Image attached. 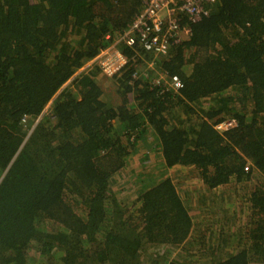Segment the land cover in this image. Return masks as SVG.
Listing matches in <instances>:
<instances>
[{"label": "trees", "instance_id": "trees-1", "mask_svg": "<svg viewBox=\"0 0 264 264\" xmlns=\"http://www.w3.org/2000/svg\"><path fill=\"white\" fill-rule=\"evenodd\" d=\"M141 8L142 0H0V264L264 263V0H218L197 22L178 13L191 33L172 39L165 57L117 45L128 63L111 77L114 104L103 98L101 68L85 65ZM141 64L159 69L154 79ZM173 75L182 88L169 86ZM229 118L237 126L216 128ZM176 167L201 177L198 195L178 187L168 174ZM234 182L253 184L236 195L250 212L244 247L226 252L224 225L205 229L209 217L196 207ZM215 231L222 254L207 250L198 263L192 256ZM158 247L164 253L150 255Z\"/></svg>", "mask_w": 264, "mask_h": 264}, {"label": "built area", "instance_id": "built-area-1", "mask_svg": "<svg viewBox=\"0 0 264 264\" xmlns=\"http://www.w3.org/2000/svg\"><path fill=\"white\" fill-rule=\"evenodd\" d=\"M218 0H142V8L132 23L124 29L110 46L101 52L87 65H98L104 75L113 77L128 63L127 55L117 45L124 44L130 48L139 43L153 58L168 56L174 42L188 38L191 29L181 27L178 13L185 14L190 21L197 22L210 12V7ZM154 65V61H151ZM169 86L178 90L183 82L178 75H173ZM235 118L224 119L216 126L220 131H228L237 126ZM248 170L249 167L247 166Z\"/></svg>", "mask_w": 264, "mask_h": 264}, {"label": "rangeland", "instance_id": "rangeland-1", "mask_svg": "<svg viewBox=\"0 0 264 264\" xmlns=\"http://www.w3.org/2000/svg\"><path fill=\"white\" fill-rule=\"evenodd\" d=\"M89 66L85 65V68H89ZM144 69H146V71H144ZM151 71L159 72V69L158 68L154 69V67L152 68L149 65H145V64L140 65V72L148 73L152 77V79H154L155 77L153 76V73ZM97 79L100 83H102L104 85V87L106 89L105 96H103V98L105 100H109V101L113 102L114 104L118 103L121 100V96H120L118 90L116 89L117 84L114 81V79L104 75L103 73H101V71H99ZM146 138H148L149 142H146L145 145L150 146L152 141H154V137L151 133H149V135ZM143 145H144V143H142V146ZM140 150H141L140 153H143L145 151V148L141 147ZM155 162H156V159H155ZM151 165H153V164H151ZM151 168L152 167H150V169H149L150 173L147 174V177L145 180L153 182L157 173H155L154 170H151ZM189 171H190V169H183L182 167H176L175 169L168 170V174H170L171 176L174 177L173 179L177 182L176 184L178 185V187L180 189L184 188V192H192L195 195H198L200 190L203 189L204 184L201 183L202 180H201L200 176L195 177L194 175H192L190 177H187ZM258 175L259 174L256 173L254 179H257ZM132 181H133V183H130V187L136 188L140 184V180H138V182L136 179H134ZM252 185L253 184L251 182H249L248 184H245V185L238 184L236 182L230 183L229 185H227L225 188L222 189V192L220 194H218L219 196L216 195L215 201L212 203V205L208 202H202L203 205H199L198 207H196L199 210L200 217L204 216V215H205V217H209L207 222H206L205 229L211 228V225L215 226V227H220V225H224V227L226 229L224 232H227L229 234V237H227V239L224 240L227 243V247L225 249L226 252H229L232 250H234V251L239 250V248L244 247V245L246 243V232L245 231L247 229L250 209L248 208V205L246 203H242V201H244V198L242 199V196H241V199H240L238 196L242 195L243 193H246L247 191H250L252 189V187H251ZM136 190H138V188H136ZM132 191L127 193L128 196L124 199H129V196L132 193ZM236 195H238V196H236ZM235 197H236V199H235ZM222 198L225 199L226 201H228V202L224 203L223 206H222V204L220 205ZM237 200L240 202L238 203ZM201 206H204V208H202V210L200 208ZM223 215L228 216L229 223L223 222L222 219H220ZM239 217H240V219H239ZM211 220H213V223H210ZM230 220H231V222H230ZM230 224H232V225H230ZM199 226L202 228V224H199ZM200 227H198L197 225L194 227V230L192 232L193 238L196 237L197 235L200 236V233L198 232V229ZM233 227H235L237 229V231H235L233 233V235H236V237L234 238V241H233V236H231V233H232L231 230L233 229ZM216 232L217 231L213 232V234L207 235L206 240H203L204 247L199 248L201 250L203 249V251L201 253H199L198 255L192 256L193 259H195L196 256L201 257V259L196 258L198 260L197 261L198 263H201V261H204L203 259L205 258L207 250H211L216 255L222 254V251L216 247L224 246L225 243H223L221 241V239H223V235L219 234V233L214 235V233H216ZM213 237L217 238L218 240H216V242H214ZM199 238L200 237H198L197 239H199ZM238 241H239V243H238ZM229 244L232 248L229 247ZM194 245L199 246L200 242L198 240H196ZM178 251H179V249H174V252L172 251V253L171 252H168V253H169V255L173 254V256H175V254ZM156 252L164 253L163 247H158L156 249H152L150 255L152 253H156ZM155 257H156V255H155ZM188 257H191L190 254ZM149 259H152V258L148 257V260ZM156 259H158V258H156ZM159 260L162 261V259H159ZM145 264H149V263H145ZM251 264H264V263H262L261 261H257V262L254 261Z\"/></svg>", "mask_w": 264, "mask_h": 264}, {"label": "clouds", "instance_id": "clouds-1", "mask_svg": "<svg viewBox=\"0 0 264 264\" xmlns=\"http://www.w3.org/2000/svg\"><path fill=\"white\" fill-rule=\"evenodd\" d=\"M149 63H151V61Z\"/></svg>", "mask_w": 264, "mask_h": 264}]
</instances>
